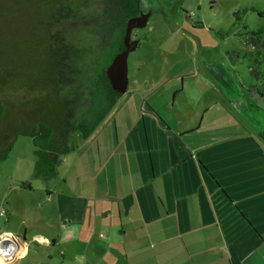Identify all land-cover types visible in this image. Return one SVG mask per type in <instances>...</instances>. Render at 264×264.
I'll return each mask as SVG.
<instances>
[{
  "label": "crops",
  "instance_id": "obj_1",
  "mask_svg": "<svg viewBox=\"0 0 264 264\" xmlns=\"http://www.w3.org/2000/svg\"><path fill=\"white\" fill-rule=\"evenodd\" d=\"M143 24L132 21L133 28ZM131 38L133 51L139 44ZM129 82L127 57V87L117 100L126 110L114 105L108 135L93 138V224L72 230L78 248L97 251L87 264H264V128L256 131V115L250 119L232 101L237 116L222 99L191 108L174 96L163 109L169 102L138 99ZM213 108L219 114L207 115ZM26 231L12 264H22L32 244H58L40 232L27 239ZM86 232L92 246L81 241Z\"/></svg>",
  "mask_w": 264,
  "mask_h": 264
},
{
  "label": "rangeland",
  "instance_id": "obj_2",
  "mask_svg": "<svg viewBox=\"0 0 264 264\" xmlns=\"http://www.w3.org/2000/svg\"><path fill=\"white\" fill-rule=\"evenodd\" d=\"M137 9L145 24L133 28L131 39L139 45L128 56V89L135 91L136 98L169 102L163 109L171 108L174 96L191 108L222 99L237 116L236 107L250 119L255 114L256 131L264 128V107L257 101L261 98L250 88L255 85L256 92L264 91V62L261 75L255 77L254 47L248 41L250 31L264 27V15L258 13L264 11V0H137ZM124 104L121 100L114 105L124 112ZM113 107L91 134L76 130L69 135L70 149L60 155L53 177L37 176L41 144L31 135H19L0 156V210L5 209L9 216L8 221L0 217V234L7 231L21 237L26 229L27 239L40 232L58 242L46 249L32 244L22 264H80L78 258L87 264L96 257V250L77 247L79 234L72 230L93 224V176L99 162L93 138L103 131L108 135ZM217 114V108L207 112ZM245 116L241 115L243 121L252 128ZM26 184L31 188L24 187ZM81 241L92 246L88 232ZM67 247L70 255L62 261L61 249ZM101 264H108L107 260Z\"/></svg>",
  "mask_w": 264,
  "mask_h": 264
},
{
  "label": "trees",
  "instance_id": "obj_3",
  "mask_svg": "<svg viewBox=\"0 0 264 264\" xmlns=\"http://www.w3.org/2000/svg\"><path fill=\"white\" fill-rule=\"evenodd\" d=\"M137 15V0H0V156L31 135L41 144L37 176L57 174L69 135L91 134L122 95L107 70ZM250 34L259 77L264 27Z\"/></svg>",
  "mask_w": 264,
  "mask_h": 264
},
{
  "label": "water",
  "instance_id": "obj_4",
  "mask_svg": "<svg viewBox=\"0 0 264 264\" xmlns=\"http://www.w3.org/2000/svg\"><path fill=\"white\" fill-rule=\"evenodd\" d=\"M132 21L133 19L129 22L128 25L127 35L125 39L126 42L131 38V31L133 29ZM131 49L132 48L127 44L126 50L115 56L113 62L107 70V74L111 80L112 86L114 87V89L121 93L125 92L127 87V57Z\"/></svg>",
  "mask_w": 264,
  "mask_h": 264
},
{
  "label": "built area",
  "instance_id": "obj_5",
  "mask_svg": "<svg viewBox=\"0 0 264 264\" xmlns=\"http://www.w3.org/2000/svg\"><path fill=\"white\" fill-rule=\"evenodd\" d=\"M0 217L6 218L5 209L0 210ZM20 238L12 233L0 234V264H12L17 259Z\"/></svg>",
  "mask_w": 264,
  "mask_h": 264
},
{
  "label": "flooded vegetation",
  "instance_id": "obj_6",
  "mask_svg": "<svg viewBox=\"0 0 264 264\" xmlns=\"http://www.w3.org/2000/svg\"><path fill=\"white\" fill-rule=\"evenodd\" d=\"M134 19H139V20H140V18H138V16H136ZM131 40H132V39H131ZM128 43H129L128 46H129V47H132V45H133L132 42H127V44H128ZM127 44H126V45H127Z\"/></svg>",
  "mask_w": 264,
  "mask_h": 264
}]
</instances>
